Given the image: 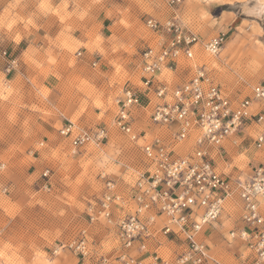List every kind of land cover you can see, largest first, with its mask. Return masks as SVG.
Here are the masks:
<instances>
[{
	"label": "rangeland",
	"instance_id": "rangeland-1",
	"mask_svg": "<svg viewBox=\"0 0 264 264\" xmlns=\"http://www.w3.org/2000/svg\"><path fill=\"white\" fill-rule=\"evenodd\" d=\"M169 1L74 0L70 6L67 1L58 8L66 18H59L56 37L41 48L20 44L24 69L16 77L0 69V161L5 163L0 186L8 189L0 192V264H87L67 251L53 253L82 229L101 253L113 256V230L88 227L85 209L101 195L100 175L124 190L143 168L140 147L114 127L115 101L124 87H140V56L158 42L145 25L149 18L158 20L152 10L161 11L160 17L169 10L171 17L185 8L184 0L173 7ZM42 5L48 9L46 0ZM256 6V0H219L211 18L217 27L213 36L225 35L223 49L216 58L195 52L192 61L181 60L183 74L204 64L231 97H250L255 85H264V9L259 16L248 13ZM197 14L202 21L205 13ZM76 21L82 26H73ZM4 50L8 45L0 39V61ZM64 119L79 129L104 128L107 143L72 154L58 133ZM243 148L244 155L222 165V173L249 174L256 151ZM224 224L201 239L216 260L239 264L242 246L229 239L227 219ZM167 245L161 253L170 257Z\"/></svg>",
	"mask_w": 264,
	"mask_h": 264
},
{
	"label": "built area",
	"instance_id": "built-area-1",
	"mask_svg": "<svg viewBox=\"0 0 264 264\" xmlns=\"http://www.w3.org/2000/svg\"><path fill=\"white\" fill-rule=\"evenodd\" d=\"M181 1L170 0L169 5ZM145 25L161 45L147 46L141 54L140 87L121 90L113 122L128 141H143V168L124 190L100 175L101 195L85 209L88 227L101 224L113 230L115 252L113 256L101 253L91 244L87 229H82L53 253L67 251L87 264H221L200 237L205 228L218 224L225 200L236 196L241 203V226L228 231V237L245 248L250 264H264V158L255 161L244 176H228L215 162L226 145H238V135L248 123L262 127L253 147L264 150V114L251 112L253 103L264 104V85H255L250 97H231L204 64L195 66L180 84L175 83L173 79L186 69H181V60L192 61L195 52L218 57L225 35L202 40L177 18L164 22L149 18ZM1 56L6 58L7 52ZM15 67L12 59L4 71L9 73ZM150 98L156 102L147 118L152 137L146 138L136 121ZM58 133L69 141L72 154L88 145L100 147L108 140L104 128L79 129L66 119ZM187 143L182 153L180 149ZM4 168L0 161V171ZM48 175V170L42 173L44 178ZM7 190L6 185L0 186L2 194ZM165 243L174 247L170 258L161 253Z\"/></svg>",
	"mask_w": 264,
	"mask_h": 264
},
{
	"label": "crops",
	"instance_id": "crops-1",
	"mask_svg": "<svg viewBox=\"0 0 264 264\" xmlns=\"http://www.w3.org/2000/svg\"><path fill=\"white\" fill-rule=\"evenodd\" d=\"M67 1L69 2L68 5L70 6L71 5L70 1H74V0H57L56 4H53L52 0H46L48 9H45L44 7H41L44 0H0V39L4 41L6 45H8V50H4L7 52V57L3 58L1 56L0 69L3 68L5 69L6 64L10 60L14 59L16 61V67L14 69L10 70L9 73H5V71L3 73L12 75V72L14 71L15 72L14 75L16 77V75L20 72V69L22 68L24 69L22 63L23 52H19L20 44L31 43L41 48L45 46L48 42H50L51 39L56 37L55 34L59 31V28L62 27V25L58 22L59 18L61 16L62 18L65 17V15H63V13L60 10H58V8ZM218 1L219 0H208L205 3H202V1L200 3H196L195 0H184L185 8L182 11L181 10L178 11L179 15H177V13H173V16L171 17H170L171 13H169L170 12L169 10L168 12L166 11L165 15L161 17L159 15L161 11L152 10V12L154 13V15L158 16L157 21L159 22H164L171 18H177L182 23V25L187 29L193 32L197 30L198 33L196 32L195 33L202 40H204L212 37L213 34L217 32L216 29L217 27L215 25L216 21H214L211 18V14L213 8L215 7V4ZM187 7H191L192 10L188 11ZM69 11L71 13L72 10ZM69 11L67 13H69ZM201 11L205 13V16L202 21L199 19V14H197L198 12ZM75 23L73 24V26L75 27H78V25L81 24V23L79 24L78 22L76 24ZM80 26H82V24ZM33 28L37 29L35 33L33 32ZM152 34L155 35L154 33ZM17 37H20V39L18 40ZM157 44L161 45V41L159 40ZM17 49L18 51L15 52V50ZM21 50L22 49H20V51ZM187 77H189V74L188 75L183 74V71H180V73L173 79V81L175 82L176 79V83L177 81L181 82V80L183 81ZM155 102L156 101L154 98L145 100L144 105L146 106V108L138 113L136 126L138 130L145 135L146 138L152 137L151 127L149 126V123H147V118L149 116L150 109L153 106V104H155ZM251 112L253 114H259V113L264 114V104L253 103ZM143 122L146 124H144ZM261 130H262L261 126L248 123L244 128V130L238 135V140H239L238 145L237 146H232L230 144L226 145L225 153L222 156L215 157L217 169L221 172L223 169L222 165L227 166V163L235 155L237 156L238 153L244 155L246 151V150L243 151L244 145L247 144L253 146V139L255 138V135ZM142 142L143 141L140 140L136 144L140 147ZM188 146L189 143L185 144L183 148L181 147L180 151L183 153L188 148ZM253 149L254 151H256V154L253 155L252 161L254 163L255 161H261L264 158V150L257 151L254 147ZM227 175L230 176V174ZM240 213H241V203L236 196L225 200V207L223 213L218 221V224L214 228H217L218 225L223 227L225 225L224 224L225 219H227V221L230 223L228 231L234 228H238L239 226H241V223L239 222ZM214 228L211 227L205 228L201 237L205 235H209V233H211V231ZM215 235L216 234H213L211 236L214 237ZM169 245L171 244H168L166 248L172 250L171 251L172 253L174 248L172 246L171 248ZM170 257H172V255ZM249 258L250 257L248 252L245 251V248L242 246L238 260L239 264H250ZM221 264L223 263L221 262Z\"/></svg>",
	"mask_w": 264,
	"mask_h": 264
},
{
	"label": "bare ground",
	"instance_id": "bare-ground-1",
	"mask_svg": "<svg viewBox=\"0 0 264 264\" xmlns=\"http://www.w3.org/2000/svg\"><path fill=\"white\" fill-rule=\"evenodd\" d=\"M200 1L207 2L208 0H200ZM256 2H257V6L251 9L248 13L252 15L256 14L259 16L264 9V0H256Z\"/></svg>",
	"mask_w": 264,
	"mask_h": 264
},
{
	"label": "snow or ice",
	"instance_id": "snow-or-ice-1",
	"mask_svg": "<svg viewBox=\"0 0 264 264\" xmlns=\"http://www.w3.org/2000/svg\"><path fill=\"white\" fill-rule=\"evenodd\" d=\"M44 5H41V7H43ZM66 7H67V5H66ZM17 39L19 40L20 39V37H17ZM117 71H119V69H117ZM177 94H179V93H177ZM53 147H55V145H53Z\"/></svg>",
	"mask_w": 264,
	"mask_h": 264
}]
</instances>
